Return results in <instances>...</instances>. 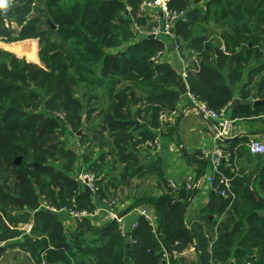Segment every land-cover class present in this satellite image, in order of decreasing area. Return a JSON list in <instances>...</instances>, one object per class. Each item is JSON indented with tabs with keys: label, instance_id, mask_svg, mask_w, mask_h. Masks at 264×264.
<instances>
[{
	"label": "trees",
	"instance_id": "obj_1",
	"mask_svg": "<svg viewBox=\"0 0 264 264\" xmlns=\"http://www.w3.org/2000/svg\"><path fill=\"white\" fill-rule=\"evenodd\" d=\"M39 1L44 7L28 20L25 16L33 10L35 0H14L18 5L13 6L17 9L12 8V12L19 15L10 19L25 24L19 33L21 38L39 36L38 61L34 62L37 60L34 44H28L32 42L13 47L26 60L0 50V232L4 239L19 236V231L9 230L5 222L18 225V219L10 214L12 205H18L17 198L36 205L38 189L57 207H70V201L78 200L76 183L70 177L75 171L77 151L67 147L66 141L54 151L46 138L56 132L64 134L70 127L79 130L84 115L89 121L97 111L96 132L101 135L98 138L93 135L92 139L87 136L85 143L100 147L107 143L125 159L122 155L129 150L137 151L140 145L149 147L155 140L154 130L166 125L161 123L160 114L177 110L185 85L197 99L221 110L232 103L231 88L242 82L247 72V84L256 88L253 98L264 99V91L260 90L264 88V0H170L171 12H188L173 29L181 57L188 63L185 79L178 58L175 66L151 60L167 51L165 43L131 32L134 21L127 8L136 14L140 0ZM191 1L197 4L192 9ZM201 1L205 2V9L198 5ZM2 15L0 11V38L12 37L14 32L5 28L6 19ZM140 19L145 21L146 17ZM47 20L56 28L48 25ZM153 25L150 23L149 27ZM216 33L220 34L226 52L214 37ZM250 62L255 63L248 69ZM80 85L86 90L79 91V97L75 87ZM247 97L245 94L243 99ZM259 107L264 106H258L251 115L257 114ZM59 111L65 113L63 122L56 117L55 112ZM103 131L108 134L107 142L102 138ZM83 137L86 136L82 134L80 139ZM231 154L230 164L234 158V153ZM54 156L58 158L54 160ZM17 157H21L19 163ZM256 157L264 160V156ZM43 162L49 165L43 168ZM56 163L60 169L54 170ZM204 164L209 166L210 161L204 160ZM204 164L198 178L203 175ZM225 166L222 163L220 172L232 179L236 199L222 200L213 191L216 205L210 204L200 222L191 228L186 224L185 207L192 192L179 199V193L172 189L160 198L138 201L154 205L159 218V237L146 222H140L131 236L116 232L112 226L101 233L97 241L100 245L92 241L83 248L79 237L88 230L100 232L84 218L79 221L81 228L74 237L75 244L96 264H166L165 251L180 252L194 243L202 251L199 257L202 264H209L211 259H220V264H233L232 259L236 264H264V165L255 176L256 170L235 179ZM41 169L46 170L44 174L54 175L42 183ZM215 187L221 188L219 175H215ZM214 210L219 214L227 212L217 231L213 230L216 233L204 230L218 223L221 215L212 218ZM42 213L40 224L47 225L61 243L59 251L48 256L51 260L48 263L79 264L72 248L65 243L61 223L53 213ZM217 232L219 237L210 253L208 247ZM132 239L136 242L132 243ZM24 240L22 246L35 255L40 245L32 237L25 236ZM8 246L2 247L0 253ZM63 248L65 254L60 251ZM170 262L182 264L173 255Z\"/></svg>",
	"mask_w": 264,
	"mask_h": 264
},
{
	"label": "crops",
	"instance_id": "obj_2",
	"mask_svg": "<svg viewBox=\"0 0 264 264\" xmlns=\"http://www.w3.org/2000/svg\"><path fill=\"white\" fill-rule=\"evenodd\" d=\"M204 3V1H201L198 5L205 9ZM196 5L197 4L191 1V9L196 7ZM187 13L186 11L185 16L181 19H185ZM142 16L150 18L147 13ZM214 37L218 40V43L221 44V50L223 51L225 45L220 34L216 33ZM209 39H212V37ZM31 42L32 43L28 44H34L37 57V44L33 40H31ZM223 52H226V49ZM163 60L164 63H169L172 66L176 65L178 59L171 46L168 47ZM34 62L36 61L34 60ZM254 63L255 62H250L247 68L249 69L254 66ZM182 69L183 65H181L179 69L180 73ZM225 72H227V69ZM262 73H264V71H262ZM259 78L260 76L257 79ZM247 79L248 76L246 72L242 82H238L231 88L233 100L237 98L248 104H238L234 109H230L227 112L228 117L234 120L233 136L229 138L233 139V141L230 142L216 140L212 124L202 119L199 115L193 112L187 114L182 113L183 109L189 104L185 95L182 96V100L178 106L177 114L179 115H175L170 121L166 122V125H162L154 130L156 138L159 139L158 148H153L150 145H148L149 147L140 145L137 151L129 150L122 155L125 159L120 158L117 150L107 143L101 147L91 142L85 143V140L87 141V136L92 139L93 135L97 138L101 135L96 132V128L99 127L97 111L91 116L89 122H86L87 120L83 116L85 121L82 124L83 132L77 136L79 146H73L72 140L68 134L65 140L67 142V147H73V149L77 151L75 171L70 175L76 183L75 194L78 196V200L76 199L75 201H77L79 206L83 205L84 207L82 208H92V210L89 209V211L95 214L91 217H87V219L90 221L93 228L99 229L100 231L99 233H95L88 230L82 237H79L78 242L81 241L83 248L92 241H96V246L100 245V242L97 241L100 240L101 233L112 226L116 232L121 233V231L124 230L126 236H131V233L139 228L140 222H146L148 226L151 227L145 217L136 212L137 209H146L154 217V224L159 228V218L154 205L151 203L140 204L138 201L148 198H160L172 189L179 193V199H185V195H187L188 192H192L185 207L186 224L188 228H191L193 224L200 222L210 204L216 205L217 202L214 197V189L210 187L206 181V176L212 171L211 154L215 149H221L223 147L229 151L223 163H225V167L229 170V174L233 179L252 174L255 170L254 176L259 172L264 165V160L259 161L252 153H242L243 150L251 152L250 142L254 138L264 142V107H259L258 113L251 115L253 112H257L258 106H264V103L254 105V102L257 100L264 101V99L253 98L256 94V88L251 84H247ZM184 89H186V85L183 87L182 95ZM260 90L263 92L264 88ZM245 94L248 97L244 100L243 97ZM102 133L104 135V137H102L103 140L106 142L109 141L107 132L103 131ZM82 134L86 137L80 139ZM245 140L247 142L244 144L243 141ZM78 147L80 148L78 149ZM230 153H234L233 163L231 164L229 163V158L232 156ZM204 160H209L210 165L206 166ZM16 163L19 162L16 161ZM203 164V175L198 178L199 171ZM89 169H93L99 176L98 183L101 189L99 195L92 194L77 179L81 172ZM189 178L200 180L199 186L196 189L187 187V179ZM35 194V196H37L36 201L40 203L41 199H39L38 189L35 190ZM42 195L50 201L45 193ZM220 198L225 200V198L221 196ZM16 200L18 205H12L14 208H10V214L11 216H15V219H18V225L15 226L8 221L5 222L9 230H13L14 228L18 230L19 236H10L4 239L1 237L0 232L1 240L6 241L7 245H9L0 253V264H53L48 263V256H50L52 252L57 253L61 243L59 238L51 233L52 231H48L49 227H47V225L42 226L40 224V218L44 211L53 213L61 223L64 228L63 231L66 234L65 243L68 247L72 248L76 261L79 264H96L88 253L83 251V248H79L75 244L76 239H74V237L78 234L81 227L79 228L78 220L74 219L67 211L63 210L66 206L57 207L56 205L44 204L46 207H55L59 210L58 212H52L46 207L43 208L42 204L36 208V205L26 204L20 198ZM112 201L114 205L109 206L108 203ZM103 208L117 211L123 215L124 221L122 225L109 220L105 212H96L97 209ZM211 215L212 218L218 217L219 215L221 216L218 223L213 228L204 230L210 232L213 230L217 231L221 220L227 217V212L219 214L218 210H214ZM31 221L34 224V228L31 235L26 236L32 237L33 241L40 245L37 252H34L35 255L22 246L25 241V236H21V231L19 229L23 223ZM135 224H137V227L134 226ZM203 227H205V225H203ZM151 231L153 232V229ZM213 237L214 239L211 240L208 247L210 253L213 243L216 242L219 237L218 232ZM64 250L63 248V250L60 251L65 254ZM201 253L202 251L199 250L197 244L194 243L181 250L178 255L174 256V259L182 264H202L199 258ZM126 260H128L127 254ZM72 261L74 263V260ZM216 262L220 264L221 260L211 259L209 264H215ZM236 262L235 259H232L233 264H236ZM55 264H63V262L60 261Z\"/></svg>",
	"mask_w": 264,
	"mask_h": 264
},
{
	"label": "built area",
	"instance_id": "obj_3",
	"mask_svg": "<svg viewBox=\"0 0 264 264\" xmlns=\"http://www.w3.org/2000/svg\"><path fill=\"white\" fill-rule=\"evenodd\" d=\"M14 1V0H11ZM170 0H141L139 4V10L142 13L149 14L151 19H156L157 23L154 22V25L148 31H142L139 28V35L153 37L161 42L166 44V48L172 47L173 52L176 54L177 58L181 61L183 65V69L181 71L182 77L185 79L187 77V61L185 58L181 57L180 54V47L176 40V37L173 33L175 23L185 16L178 13H173L168 9V3ZM128 11L131 10L130 7L127 8ZM225 51V49H223ZM165 52L159 53L157 56L153 57L151 60L156 63H164V55ZM186 96L188 99L189 104L185 107L182 111L183 114H187L193 112L199 115L202 119L212 124V128L214 131L215 139L219 141H223L225 139L232 138L233 130H234V120L230 119L227 115V108L216 110L209 107L205 102L197 99L194 95H192L189 90L188 86L186 85V92L183 93V96ZM182 100V99H181ZM178 108L177 110L173 111L172 113L162 112L160 114V121L161 123H166L172 119L175 115H179ZM149 145L153 148H158L159 146V139L155 138L153 142H150ZM250 151L255 156H264V142L260 139L254 138L250 142ZM227 156V154H226ZM226 159V157H225ZM211 161H212V171L209 175L206 176V181L217 192L221 197L230 200L233 202L236 199V194L232 188V181L229 177L225 176L220 172V166L223 163V155L222 149H215L211 154ZM215 175L220 176V184L221 188L218 189L215 187ZM79 180L82 184L92 193L97 194L99 191L98 186V179L96 178L95 174L91 172V170L83 171L79 174ZM200 180L198 179H187V187L196 189L199 186ZM264 197V194H263ZM76 199H73L74 202ZM109 206L114 205V202L108 203ZM43 207H46L43 205ZM49 211L58 212L59 210L55 207H46ZM63 210L67 211L74 219L81 221L84 218L91 217L95 213L83 211V212H76L69 208H64ZM105 212L109 220L114 223L121 224L124 221V216L118 213L117 211L111 209H97L96 212ZM137 213L145 217V219L150 223L153 232L156 236H159L157 233V227L154 224L155 220L154 217L146 210V209H137ZM137 227V224L134 225ZM34 228L33 222H26L20 226L21 236L31 235ZM122 235H125L124 230L121 231ZM135 240H132V243H135ZM7 245L6 241L0 239V249ZM178 251H174L172 254L165 251L163 254V259L166 264H171L172 255H178ZM251 264V263H248Z\"/></svg>",
	"mask_w": 264,
	"mask_h": 264
},
{
	"label": "rangeland",
	"instance_id": "obj_4",
	"mask_svg": "<svg viewBox=\"0 0 264 264\" xmlns=\"http://www.w3.org/2000/svg\"><path fill=\"white\" fill-rule=\"evenodd\" d=\"M140 2H141V0H140ZM16 5H18V4H15V2L13 1H11V0H9V6L8 7H6L5 9H0V11H1V13L3 14L2 16H4V18L3 19H6L5 21H4V26H5V28L6 29H9L10 31H13L14 32V35L12 36V37H9V38H5V37H1L0 38V50H3L4 52H8V53H12L14 56H16V58H18V59H22V60H26L27 58L26 57H24V56H21V55H19V53H17L16 51H14L13 50V47L14 46H16V45H18V44H26V42H31V40H33L34 42H36V44H37V50H39V42H38V37L39 36H37V37H35V36H29V37H25V38H21L19 35V33L21 32V29H22V27H24V25L25 24H22V25H20V24H17L16 23V21H10V19H17V15H19V13H13L12 12V8H14V9H17L16 7H13V6H16ZM44 7V3L43 2H41V1H39V0H35V3L33 4V10L30 12V13H28L25 17V19H33V18H35L36 17V11H37V9H40V8H43ZM129 12H131L130 13V17L132 18V21H134V24H133V28H132V33L133 34H140L139 33V30H137L138 28L140 29V30H142V31H148L149 29H151L150 27H149V24L150 23H154L153 21H155V23H157L156 21V19H150V18H148V17H146V20L144 21L143 19H140V18H142V17H144V16H142V15H144V14H142L141 12H139V10H138V12H136V14H134V13H132V9L129 11ZM173 13H178V15H182L183 16V14L184 13H186V10H183V11H173ZM23 16V15H22ZM145 18V17H144ZM142 20L143 22H139V21H137V20ZM27 22V21H26ZM51 23V24H50ZM47 24L48 25H50V26H52V28H56V26L52 23V21L51 20H47ZM142 25V26H141ZM43 29L45 28V25L42 27ZM41 30V29H40ZM39 35V34H38ZM20 37V38H19ZM182 39V38H181ZM179 47H180V44H179ZM38 61V52H37V60H36V62ZM82 87V88H81ZM84 86L83 85H80V86H77V87H75V94L77 95V96H79L80 97V92L79 91H81V93H82V91H85L86 89L85 88H83ZM55 114H56V117H58V119L61 121V122H63V119H64V116H65V113L64 112H62V111H59V112H55ZM84 117H85V115H84ZM83 122H85L84 120H83ZM86 122H89V121H86ZM91 122H94V121H91ZM83 124V123H82ZM81 124V125H82ZM81 132H83L82 131V127L78 130H74V129H72L71 127L70 128H68L67 130H66V132L64 133V134H62V133H60V132H56V133H54L53 135H51V136H49L48 138H46V141L49 143V145L51 146V148H53L54 149V151H57L58 149H60V146H61V143L63 142V141H65L66 139H67V134L69 135V137H70V139L72 140V144H73V146L75 145L76 147L77 146H79V143H78V141H77V136H78V134H81ZM71 144V145H72ZM62 147V146H61ZM80 147H78V149H79ZM83 151V150H82ZM56 156V155H55ZM55 156L53 157V159L54 160H56L57 158H58V156L55 158ZM18 158H20L21 159V157H17L16 158V161H17V159ZM59 163H61V162H59ZM59 163H56L53 167V169L54 170H56L57 168L58 169H60V164ZM37 164V166H39V163H36ZM51 164V163H50ZM43 168L44 167H46L45 165H49V163H46V162H43ZM52 165V164H51ZM42 170L43 169H41V180H40V182H42V183H44V182H46V181H48L49 180V177L51 176V175H54L53 174V172H51V173H49V174H44V172L46 171L45 169L43 170V173H42ZM91 170V169H90ZM91 172L92 173H94L95 174V176H96V178L97 179H99V176L97 175V173L92 169L91 170ZM78 180H79V176H78V178H77ZM79 182H81L80 180H79ZM82 183V182H81ZM98 186H99V188H100V184L98 183ZM99 193H100V189H99V191L97 192V194L96 195H99ZM43 193H39V199H41V201H40V203L39 202H35L34 204H36V208L40 205V204H42V205H44V204H46V205H51L50 204V201H48V199L47 198H45L44 197V195H42ZM75 199V198H74ZM38 204V205H37ZM70 207H66V208H69V209H71V210H73V211H76V212H83V211H88V212H91V211H89V209H85V208H82V207H80L79 206V204L77 203V202H74L73 200H72V202L70 201V204H68ZM13 207V206H12ZM11 207V208H12ZM35 207V206H34ZM33 207V208H34ZM14 208V207H13ZM44 208V207H43ZM7 220H9V219H7ZM1 239V238H0Z\"/></svg>",
	"mask_w": 264,
	"mask_h": 264
},
{
	"label": "water",
	"instance_id": "obj_5",
	"mask_svg": "<svg viewBox=\"0 0 264 264\" xmlns=\"http://www.w3.org/2000/svg\"><path fill=\"white\" fill-rule=\"evenodd\" d=\"M51 24V23H50ZM186 92V89H184V92L183 93H185ZM262 103H264V101L263 100H257V101H255L254 102V105H260V104H262ZM238 104H248L247 102H242L241 100H239V99H237V98H235L234 100H233V102L228 106V108H227V111L228 110H230V109H234ZM225 142H230V141H233V139H225L224 140ZM222 149V155H223V162L225 161V157H226V154H227V150L225 149V148H221ZM20 158H18L17 159V162H20ZM129 247H130V245L128 244L127 245V251H126V254L128 255V253H129Z\"/></svg>",
	"mask_w": 264,
	"mask_h": 264
},
{
	"label": "clouds",
	"instance_id": "obj_6",
	"mask_svg": "<svg viewBox=\"0 0 264 264\" xmlns=\"http://www.w3.org/2000/svg\"><path fill=\"white\" fill-rule=\"evenodd\" d=\"M9 3V0H0V9H5Z\"/></svg>",
	"mask_w": 264,
	"mask_h": 264
}]
</instances>
